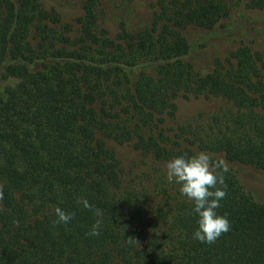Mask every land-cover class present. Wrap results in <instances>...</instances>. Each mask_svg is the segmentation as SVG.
I'll return each instance as SVG.
<instances>
[{
  "label": "trees",
  "instance_id": "trees-1",
  "mask_svg": "<svg viewBox=\"0 0 264 264\" xmlns=\"http://www.w3.org/2000/svg\"><path fill=\"white\" fill-rule=\"evenodd\" d=\"M104 3L82 0L66 20L44 0H0V264H264V200L234 166L264 171V45L246 37L255 19H236L264 0H151L144 28L115 34ZM190 27L237 44L202 71ZM192 95L230 105L176 123L177 98ZM109 141L160 165L196 151L222 159L230 230L194 239L180 186L158 168L131 182ZM57 205L71 222L54 223Z\"/></svg>",
  "mask_w": 264,
  "mask_h": 264
},
{
  "label": "rangeland",
  "instance_id": "rangeland-1",
  "mask_svg": "<svg viewBox=\"0 0 264 264\" xmlns=\"http://www.w3.org/2000/svg\"><path fill=\"white\" fill-rule=\"evenodd\" d=\"M47 6H56L63 14L66 20L75 18L81 13L82 0H44ZM106 7V25L110 31L115 34L122 23H125L131 31H137L144 28L152 18L151 0H105ZM237 18L240 15L252 17L257 22L247 26L249 36L255 41V45H264V12L255 10L237 11ZM227 25L231 22L224 20ZM251 24V23H249ZM249 27V28H248ZM186 34L192 42L191 59L196 66L206 71L213 66L214 59L218 56L224 57L227 52L237 43L223 42L219 39L204 40L195 28L186 29ZM241 39V38H238ZM177 111L175 122L183 124L197 117L200 113L209 115L222 107H228L230 103L220 97L190 96L177 98ZM120 158L124 169L128 173V179L141 184L156 174V169L166 171V164L160 165L152 158L144 157L140 151H137L130 144H119L109 141ZM243 183L251 190L257 199L264 200V171L249 165L235 164ZM146 179V180H145Z\"/></svg>",
  "mask_w": 264,
  "mask_h": 264
},
{
  "label": "clouds",
  "instance_id": "clouds-1",
  "mask_svg": "<svg viewBox=\"0 0 264 264\" xmlns=\"http://www.w3.org/2000/svg\"><path fill=\"white\" fill-rule=\"evenodd\" d=\"M227 172L225 162L220 158H214L208 151L177 154L166 163L168 182L179 185L180 194L193 204L192 211L197 218L193 238L201 243L212 244L231 228L228 215L218 212L221 201L227 195L224 176ZM2 197L3 191L0 189V198ZM78 203L85 209L93 210L97 217H102V211L94 209L87 198H81ZM54 211L56 224H68L75 215L74 212H68L59 205ZM101 228L102 220L97 219L88 234L99 236Z\"/></svg>",
  "mask_w": 264,
  "mask_h": 264
}]
</instances>
